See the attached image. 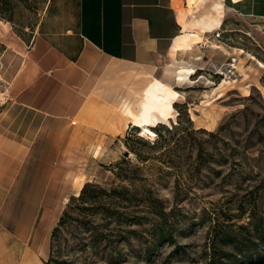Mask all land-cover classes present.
I'll use <instances>...</instances> for the list:
<instances>
[{
  "label": "rangeland",
  "instance_id": "obj_1",
  "mask_svg": "<svg viewBox=\"0 0 264 264\" xmlns=\"http://www.w3.org/2000/svg\"><path fill=\"white\" fill-rule=\"evenodd\" d=\"M50 1L0 0V18L32 40ZM220 33L218 46L203 38L151 77L182 94L155 137L128 124L123 103L109 107L111 140L93 149L92 186L70 199L48 264H264L251 225L264 217V19ZM181 66L195 73L179 80Z\"/></svg>",
  "mask_w": 264,
  "mask_h": 264
},
{
  "label": "crops",
  "instance_id": "obj_2",
  "mask_svg": "<svg viewBox=\"0 0 264 264\" xmlns=\"http://www.w3.org/2000/svg\"><path fill=\"white\" fill-rule=\"evenodd\" d=\"M250 17L264 19V0H51L32 40L0 18V264L48 262L54 229L90 180L93 149L111 140L109 107L138 109L179 35L219 43L226 21Z\"/></svg>",
  "mask_w": 264,
  "mask_h": 264
},
{
  "label": "bare ground",
  "instance_id": "obj_3",
  "mask_svg": "<svg viewBox=\"0 0 264 264\" xmlns=\"http://www.w3.org/2000/svg\"><path fill=\"white\" fill-rule=\"evenodd\" d=\"M197 1L201 0H189V3L193 5ZM224 15V6L220 1L216 4V15L213 18L215 23H221V18ZM186 18L187 12L181 10L180 12V21L186 27ZM203 23L205 24L204 28H211L210 20L207 18H202ZM217 37V36H216ZM203 39L199 34L185 30L181 35H179L175 40L174 53L178 50H187L191 49L193 45ZM213 46H218L217 40L213 39ZM212 48V47H211ZM176 76L179 77V80H187L190 75L195 73L194 68L181 66L177 70ZM179 72V73H178ZM228 82L224 80V83ZM221 96V95H220ZM182 97V94L173 88L169 83H164L163 81L156 79L152 82L148 88L145 90L144 100L141 103L140 109L138 112H134L130 106L127 104L124 105L123 111L127 115L134 127L141 129V135L147 137H155L156 128L159 124L169 123L171 119H174L176 116L175 103ZM215 123V121H212Z\"/></svg>",
  "mask_w": 264,
  "mask_h": 264
},
{
  "label": "trees",
  "instance_id": "obj_4",
  "mask_svg": "<svg viewBox=\"0 0 264 264\" xmlns=\"http://www.w3.org/2000/svg\"><path fill=\"white\" fill-rule=\"evenodd\" d=\"M92 186L90 184H86L84 186V188L82 189V193L80 195L81 198L85 197L87 191L89 190V187ZM68 215V213L66 212L64 214V216L61 218L58 226L54 229L53 231V237L55 236L56 232L58 231L59 227L62 226V224L64 223L65 221V217ZM252 221H251V225L253 227V230H254V234H256L257 236H264V217L260 216V217H257L255 215L252 216ZM48 264V262L46 263Z\"/></svg>",
  "mask_w": 264,
  "mask_h": 264
},
{
  "label": "built area",
  "instance_id": "obj_5",
  "mask_svg": "<svg viewBox=\"0 0 264 264\" xmlns=\"http://www.w3.org/2000/svg\"><path fill=\"white\" fill-rule=\"evenodd\" d=\"M220 35H221L220 32L216 33L217 37H220ZM6 101H8V95L6 94V92H0V105L5 103ZM73 123H76V121H73Z\"/></svg>",
  "mask_w": 264,
  "mask_h": 264
}]
</instances>
